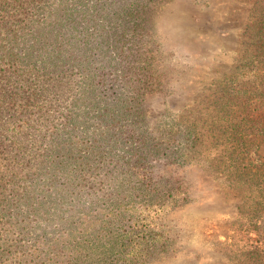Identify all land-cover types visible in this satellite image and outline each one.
<instances>
[{"label": "trees", "instance_id": "1", "mask_svg": "<svg viewBox=\"0 0 264 264\" xmlns=\"http://www.w3.org/2000/svg\"><path fill=\"white\" fill-rule=\"evenodd\" d=\"M162 2L0 0V238L7 227L20 230L28 218L40 219L36 242L45 248H34L36 264H99L88 254L96 245L92 227L83 230L75 219L81 211L68 225L57 212L80 204L84 189L93 198L100 191L98 202L110 205H160L181 186L160 185L149 162L171 150L177 157L179 145L194 148L193 130L158 135L145 126L144 95L162 84L151 53L157 49L148 45V15ZM256 4L259 35L264 0ZM65 102V115H56ZM32 132L38 138L28 143ZM128 215L111 210L102 216L103 229ZM50 217L67 228L65 235L45 239ZM139 232L136 250L146 243ZM130 234L116 239L120 248L130 246Z\"/></svg>", "mask_w": 264, "mask_h": 264}, {"label": "rangeland", "instance_id": "2", "mask_svg": "<svg viewBox=\"0 0 264 264\" xmlns=\"http://www.w3.org/2000/svg\"><path fill=\"white\" fill-rule=\"evenodd\" d=\"M256 1L182 0L184 28L176 40L177 52L187 45L200 54V70L194 75L168 66L154 40L153 19L159 7L148 15L153 42L148 45L157 49L151 53L162 84L144 95L145 126L158 135L191 128L196 144L185 150L179 145L177 157L171 150L149 162L160 185L181 184L171 192L175 198L170 202L110 205L98 202L100 191L94 190L93 198L84 189L79 205L57 211L67 225L73 212H82L75 219L83 230L92 227L96 245L88 247V254L99 264H264V30L257 34L263 24ZM200 33H209V38L201 41ZM221 45L223 58L216 52ZM66 104L56 115H65ZM28 137V143L38 138L33 132ZM93 200L97 205L94 201L91 209ZM111 210L114 216L131 212V218L103 229L102 216ZM38 221L28 218L20 230L6 226L1 231L0 264H36L34 248H45L36 242L44 228ZM66 230L50 217L45 239H57ZM139 231L146 243L136 250ZM129 233L130 246L120 248L116 239Z\"/></svg>", "mask_w": 264, "mask_h": 264}, {"label": "clouds", "instance_id": "3", "mask_svg": "<svg viewBox=\"0 0 264 264\" xmlns=\"http://www.w3.org/2000/svg\"><path fill=\"white\" fill-rule=\"evenodd\" d=\"M182 0H163L159 10L153 19L154 40L160 54L168 60V66L179 73L196 74L200 70L201 56L187 45L181 52H177V38L184 28V12L180 8ZM211 38H215V32L211 31ZM222 35V34H221ZM200 40L209 38V33H200ZM222 58L225 50L222 45L216 49ZM231 55V53H227Z\"/></svg>", "mask_w": 264, "mask_h": 264}]
</instances>
